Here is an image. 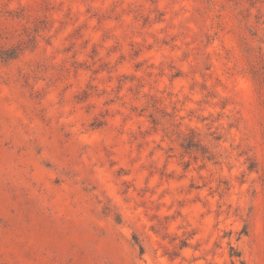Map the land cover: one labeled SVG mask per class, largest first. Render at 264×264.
Wrapping results in <instances>:
<instances>
[{"label":"rangeland","instance_id":"374dc122","mask_svg":"<svg viewBox=\"0 0 264 264\" xmlns=\"http://www.w3.org/2000/svg\"><path fill=\"white\" fill-rule=\"evenodd\" d=\"M0 264H264V0H0Z\"/></svg>","mask_w":264,"mask_h":264}]
</instances>
